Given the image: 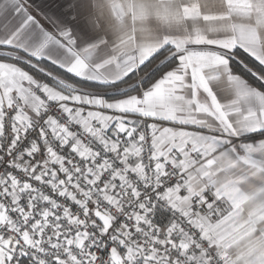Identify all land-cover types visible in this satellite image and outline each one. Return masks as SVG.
I'll list each match as a JSON object with an SVG mask.
<instances>
[{
  "label": "snow or ice",
  "instance_id": "6c2138e0",
  "mask_svg": "<svg viewBox=\"0 0 264 264\" xmlns=\"http://www.w3.org/2000/svg\"><path fill=\"white\" fill-rule=\"evenodd\" d=\"M55 7L0 0V264H264V0Z\"/></svg>",
  "mask_w": 264,
  "mask_h": 264
},
{
  "label": "crops",
  "instance_id": "0c3cea01",
  "mask_svg": "<svg viewBox=\"0 0 264 264\" xmlns=\"http://www.w3.org/2000/svg\"><path fill=\"white\" fill-rule=\"evenodd\" d=\"M35 2L37 4H40L41 3V0H35ZM46 3H48L50 6H52V10L55 11L56 10V5L59 3V0H46ZM34 14H36L34 12ZM38 19H41V22L44 23L43 19L38 15L37 16Z\"/></svg>",
  "mask_w": 264,
  "mask_h": 264
}]
</instances>
